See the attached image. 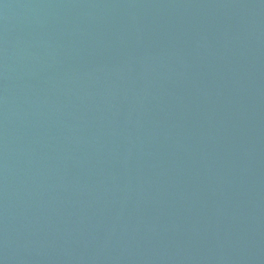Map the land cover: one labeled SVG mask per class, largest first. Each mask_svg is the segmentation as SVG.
Masks as SVG:
<instances>
[{"label": "water", "instance_id": "obj_1", "mask_svg": "<svg viewBox=\"0 0 264 264\" xmlns=\"http://www.w3.org/2000/svg\"><path fill=\"white\" fill-rule=\"evenodd\" d=\"M0 264H264V0H0Z\"/></svg>", "mask_w": 264, "mask_h": 264}]
</instances>
